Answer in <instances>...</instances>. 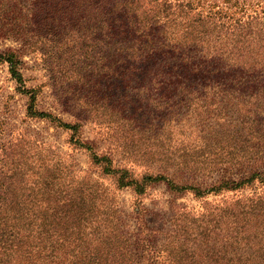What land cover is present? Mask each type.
<instances>
[{"label": "trees", "instance_id": "trees-1", "mask_svg": "<svg viewBox=\"0 0 264 264\" xmlns=\"http://www.w3.org/2000/svg\"><path fill=\"white\" fill-rule=\"evenodd\" d=\"M5 39L25 117L64 131L96 177L49 143L0 138V264H264V0H0ZM24 57L80 115L36 106ZM158 184L169 215L152 227Z\"/></svg>", "mask_w": 264, "mask_h": 264}, {"label": "rangeland", "instance_id": "rangeland-1", "mask_svg": "<svg viewBox=\"0 0 264 264\" xmlns=\"http://www.w3.org/2000/svg\"><path fill=\"white\" fill-rule=\"evenodd\" d=\"M11 46H18L17 41L14 42L9 39L0 40V50ZM23 59L24 64L21 70L23 76L26 78V86L34 87L38 90L36 106L39 109L53 112L65 121L73 120L75 115H80V111L69 108L68 102L60 94L61 88L59 85L57 88V85L52 83L53 77L51 72L47 67L42 65L39 59H35L34 57H24ZM25 101V96L16 90L15 83L10 79L5 64L0 63V138L18 139L22 137L29 142L36 139L42 141L44 144L49 143L59 151L71 155L75 173L78 176L89 171L90 177L95 178L96 169L89 164L86 154L82 150L71 149L68 146L66 142L67 135L64 131L53 127L45 120H33L25 117ZM69 109L71 112H68ZM102 129L87 121L83 122L82 133L88 140H94L100 147H106L108 141L103 139L106 135L103 134ZM109 141L111 142V140ZM31 151L30 149V155ZM118 154L120 155L121 152ZM119 155L115 154V158L119 159ZM123 157L122 161H124ZM139 165L134 166V169L137 171L143 170L144 167L142 168L141 164ZM102 182L104 185H111L107 179H102ZM118 199L122 207L121 211L124 215L128 214L129 192L127 190L120 191ZM170 200L171 196L165 191L163 184H158L148 189V193L143 199V204L146 207L147 215L145 219L149 226L162 227L166 225L169 215L168 203ZM177 202L188 205L196 204L189 196L181 197L177 199Z\"/></svg>", "mask_w": 264, "mask_h": 264}]
</instances>
